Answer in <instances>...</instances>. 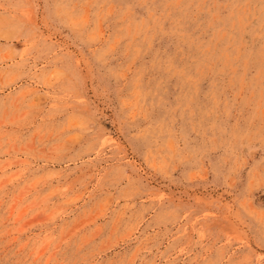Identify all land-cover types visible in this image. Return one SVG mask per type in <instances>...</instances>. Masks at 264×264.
Returning <instances> with one entry per match:
<instances>
[{
  "label": "rangeland",
  "instance_id": "obj_1",
  "mask_svg": "<svg viewBox=\"0 0 264 264\" xmlns=\"http://www.w3.org/2000/svg\"><path fill=\"white\" fill-rule=\"evenodd\" d=\"M0 264H264V0H0Z\"/></svg>",
  "mask_w": 264,
  "mask_h": 264
}]
</instances>
